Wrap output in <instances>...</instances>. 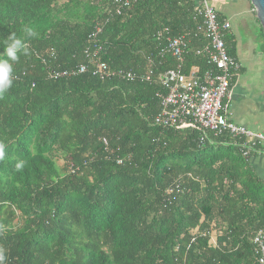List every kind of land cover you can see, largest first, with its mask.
I'll use <instances>...</instances> for the list:
<instances>
[{"label":"trees","instance_id":"1","mask_svg":"<svg viewBox=\"0 0 264 264\" xmlns=\"http://www.w3.org/2000/svg\"><path fill=\"white\" fill-rule=\"evenodd\" d=\"M96 27L110 70L173 69L156 38L165 29L191 34L185 70L207 69L195 55L205 40L191 0H139L119 15L112 0H0V59L13 33L27 53L0 96L3 264H257L251 237L264 227V181L250 162L256 153L243 157L228 134L200 141L193 130L155 125L157 84L89 73L48 79L50 69L85 62ZM224 44L235 59L234 36ZM67 162L79 171L67 173Z\"/></svg>","mask_w":264,"mask_h":264},{"label":"built area","instance_id":"2","mask_svg":"<svg viewBox=\"0 0 264 264\" xmlns=\"http://www.w3.org/2000/svg\"><path fill=\"white\" fill-rule=\"evenodd\" d=\"M139 0H112L115 14H121ZM194 5V18L198 22L196 31L205 43L195 55L205 60L207 69L200 72L198 67L185 70V57L189 44L188 36L170 37L168 31L158 32L157 40L162 39L166 53L174 62V68L161 74L149 69L142 75H133L123 70H110L100 59L101 45L96 36L100 27L89 35L87 46L83 51L85 62L73 68L47 71L52 81L67 80L89 73L100 80L118 78L131 81L137 78L142 83H154L162 88L157 94L159 111L154 117V124L176 130L190 129L200 135L203 141L208 134L220 136L228 134L238 140V147L243 157L254 152L264 155V133L253 132L246 127L234 124L231 120L230 107L233 98L234 84L240 78L241 69L236 59L227 53L224 37L230 31V23L220 18L209 0H191ZM105 152L107 142L101 140ZM117 165L122 160L114 158ZM66 172L75 174L79 171L71 163H66ZM253 255L257 264H264V227L258 229L251 237Z\"/></svg>","mask_w":264,"mask_h":264},{"label":"rangeland","instance_id":"3","mask_svg":"<svg viewBox=\"0 0 264 264\" xmlns=\"http://www.w3.org/2000/svg\"><path fill=\"white\" fill-rule=\"evenodd\" d=\"M220 12L229 20L231 32L236 35L239 62L243 67L242 94L233 98L230 107L232 122L264 133V41L260 26L248 0H225ZM56 164L61 169L64 161L58 158Z\"/></svg>","mask_w":264,"mask_h":264},{"label":"clouds","instance_id":"4","mask_svg":"<svg viewBox=\"0 0 264 264\" xmlns=\"http://www.w3.org/2000/svg\"><path fill=\"white\" fill-rule=\"evenodd\" d=\"M25 33L29 37H36L37 33L31 28H26ZM26 53V47L24 41L21 38H17L13 33L7 37L4 48V55L7 59H0V96L7 92L13 84V64L19 61L18 53ZM4 145L0 144V160L4 158ZM23 167V163H17V170ZM4 255L0 250V264L4 262Z\"/></svg>","mask_w":264,"mask_h":264},{"label":"crops","instance_id":"5","mask_svg":"<svg viewBox=\"0 0 264 264\" xmlns=\"http://www.w3.org/2000/svg\"><path fill=\"white\" fill-rule=\"evenodd\" d=\"M212 6L215 8V10L217 11V13H219L223 18L227 19L226 17H224L221 12H220V7L225 4V0H217V2H214L211 3ZM228 20V19H227ZM229 21V20H228ZM230 23V22H229ZM229 34L233 35L234 36V39H235V43H236V61L239 63L240 67H241V70L243 72V67L241 66L240 62H239V57H238V52H239V49H238V41L236 39V35H234L232 32H231V27H230V31H229ZM242 94V90H241V84H240V78L239 80L237 81L236 84H234V87H233V98L237 97L238 95H241ZM233 98H232V101H233ZM231 112V111H230ZM230 120L232 121V117H230ZM253 168L255 169L256 173L258 174V176L264 180V155L262 156H257L256 158L254 159H251L250 160Z\"/></svg>","mask_w":264,"mask_h":264},{"label":"water","instance_id":"6","mask_svg":"<svg viewBox=\"0 0 264 264\" xmlns=\"http://www.w3.org/2000/svg\"><path fill=\"white\" fill-rule=\"evenodd\" d=\"M264 38V0H248Z\"/></svg>","mask_w":264,"mask_h":264}]
</instances>
